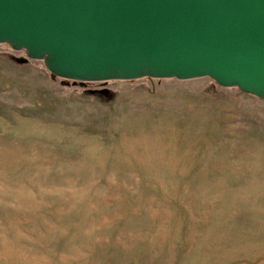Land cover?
<instances>
[{
  "label": "rangeland",
  "instance_id": "rangeland-1",
  "mask_svg": "<svg viewBox=\"0 0 264 264\" xmlns=\"http://www.w3.org/2000/svg\"><path fill=\"white\" fill-rule=\"evenodd\" d=\"M0 264H264V98L0 43Z\"/></svg>",
  "mask_w": 264,
  "mask_h": 264
},
{
  "label": "water",
  "instance_id": "water-1",
  "mask_svg": "<svg viewBox=\"0 0 264 264\" xmlns=\"http://www.w3.org/2000/svg\"><path fill=\"white\" fill-rule=\"evenodd\" d=\"M0 43L53 77H210L264 98V0H0Z\"/></svg>",
  "mask_w": 264,
  "mask_h": 264
},
{
  "label": "bare ground",
  "instance_id": "bare-ground-1",
  "mask_svg": "<svg viewBox=\"0 0 264 264\" xmlns=\"http://www.w3.org/2000/svg\"><path fill=\"white\" fill-rule=\"evenodd\" d=\"M176 135V134H175ZM132 155V154H131ZM145 157V156H144ZM208 199V198H207Z\"/></svg>",
  "mask_w": 264,
  "mask_h": 264
}]
</instances>
